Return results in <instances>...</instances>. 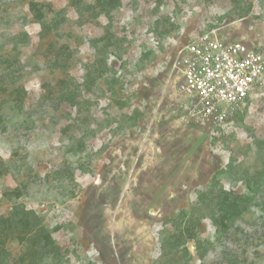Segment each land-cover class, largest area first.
Here are the masks:
<instances>
[{"label":"rangeland","instance_id":"374dc122","mask_svg":"<svg viewBox=\"0 0 264 264\" xmlns=\"http://www.w3.org/2000/svg\"><path fill=\"white\" fill-rule=\"evenodd\" d=\"M209 30L264 52V0H0V264H264V79L178 91Z\"/></svg>","mask_w":264,"mask_h":264},{"label":"built area","instance_id":"2783aa9c","mask_svg":"<svg viewBox=\"0 0 264 264\" xmlns=\"http://www.w3.org/2000/svg\"><path fill=\"white\" fill-rule=\"evenodd\" d=\"M178 91L190 119L224 125L244 107L253 86L264 79V52L228 42L209 30L181 53Z\"/></svg>","mask_w":264,"mask_h":264}]
</instances>
